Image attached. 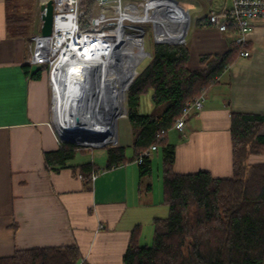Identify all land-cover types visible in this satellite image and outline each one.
Returning a JSON list of instances; mask_svg holds the SVG:
<instances>
[{
	"label": "crops",
	"instance_id": "obj_1",
	"mask_svg": "<svg viewBox=\"0 0 264 264\" xmlns=\"http://www.w3.org/2000/svg\"><path fill=\"white\" fill-rule=\"evenodd\" d=\"M8 4L0 0V259L18 250L75 245L82 255L78 264H123L132 233L138 234L140 245H147L142 244L143 235H152L154 220L169 214L163 179L159 194L152 171L141 177L136 160L107 169L106 147L91 159L76 153L58 171L46 168L44 153L59 149L49 75L44 70L33 79L23 69L42 21L40 16L34 19L30 39L13 35L8 30ZM40 5L41 0L39 11ZM201 18L190 21L188 28L191 70L203 68L202 55L225 54L232 48L229 35L205 18L198 24ZM247 49L249 57L236 54L217 82L202 93L203 108L190 116L184 130L166 134V143L175 148L176 172L232 176V113L264 114V20L254 22ZM260 134L264 135V125ZM116 138L130 159L134 137L127 116L117 122ZM249 161H264V155H252ZM152 162L151 157V167ZM87 163L98 166L96 180L88 184L80 177V166Z\"/></svg>",
	"mask_w": 264,
	"mask_h": 264
},
{
	"label": "trees",
	"instance_id": "obj_2",
	"mask_svg": "<svg viewBox=\"0 0 264 264\" xmlns=\"http://www.w3.org/2000/svg\"><path fill=\"white\" fill-rule=\"evenodd\" d=\"M8 0V30L30 39L31 17L14 12L17 5ZM84 15L80 27L87 30L98 13L97 0H81ZM13 11V12H12ZM204 18L198 21L202 23ZM135 35V34H133ZM137 35V34H136ZM247 46V45H246ZM240 48L232 43L225 54L200 57L203 68L188 67L187 44L155 43L149 63L138 70L127 90V117L133 131V156L127 159L125 149L116 144L107 148L106 168L129 160L152 145H164L163 194L169 207L166 218L154 220L150 245H140L132 233L123 264H264V161L250 163L252 155H264V114L232 113V176L214 177L208 171L182 174L174 169L175 148L166 143L161 130L172 129L188 101L199 97L226 71ZM26 76L39 78L45 67L32 70L23 65ZM152 92L151 113L139 112L141 97ZM168 133V132H167ZM63 142L59 149L45 152V166L58 171L81 149ZM87 184L98 166H80ZM141 177L152 171L151 158L139 164ZM82 255L77 246H60L18 250L0 264H78ZM87 264V263H83Z\"/></svg>",
	"mask_w": 264,
	"mask_h": 264
},
{
	"label": "built area",
	"instance_id": "obj_3",
	"mask_svg": "<svg viewBox=\"0 0 264 264\" xmlns=\"http://www.w3.org/2000/svg\"><path fill=\"white\" fill-rule=\"evenodd\" d=\"M47 1L41 0V4L47 3ZM174 1L180 2L179 0H144L143 3H139L138 0H97L99 14L92 19L87 30H82L80 21L84 15V10L81 8V0H53L52 33L49 36H43L39 33L32 37L31 55L28 62L32 68L38 69L45 67L48 72L52 92L53 111L55 114V129L59 146L63 142H72L83 148L95 149L116 144V137L110 139L109 135L106 137L105 132L100 130H93L94 132L102 134L93 138L80 135L75 137L71 134L63 133L59 129L56 115L58 102L57 83L61 78H67L69 76L75 64L83 67V78L93 81L98 74V65L93 62L94 56L98 55V52L103 51L104 57L107 58L106 54L109 53L114 45L116 36L120 31H123L122 33L127 35H139L143 43V38L146 35L145 29L136 23H153L151 25L154 30L153 38L155 43L168 42L186 44V35L191 21L190 14L187 31L182 37V40L179 41L164 38V31L156 28V20L152 18L155 12L163 9L162 5L164 3ZM191 1L197 2V0ZM202 1L209 5L213 2L217 3L215 9L211 8L203 18L220 32L233 37V44L240 48L239 54L243 57H249L250 50L246 46L247 35L253 29V24L256 20H264V0ZM139 12L146 14L149 18L136 20V15ZM137 27H142V29ZM142 48L145 58L148 55L144 45ZM100 56L102 57L103 55ZM80 82L75 83L77 88L83 87V83H81L82 86H79ZM127 90L125 103L127 100ZM203 104V94L192 101H188L182 114L174 122L172 129L183 131L190 116L193 113L201 111ZM121 116H127V107L126 113ZM167 132L166 130H161L157 134V139H162ZM157 150L158 146L156 144L152 145L149 149L140 152L136 161L139 164L143 163L146 158H151ZM97 175L98 173H93L91 181L96 180Z\"/></svg>",
	"mask_w": 264,
	"mask_h": 264
},
{
	"label": "bare ground",
	"instance_id": "obj_4",
	"mask_svg": "<svg viewBox=\"0 0 264 264\" xmlns=\"http://www.w3.org/2000/svg\"><path fill=\"white\" fill-rule=\"evenodd\" d=\"M190 6L188 2L174 1L164 3L163 9L154 13L152 18L156 20V28L164 31V38L182 40L188 27ZM147 18L141 12L136 15V20ZM122 32L116 36L107 58L103 51L94 56L98 74L93 81L83 78V67L75 64L69 76L57 83L56 115L63 133L78 137L84 130H100L110 139L116 137L117 119L126 113L125 86L144 59L140 36ZM78 81L83 87L75 86ZM74 116L79 117V123L74 122Z\"/></svg>",
	"mask_w": 264,
	"mask_h": 264
},
{
	"label": "rangeland",
	"instance_id": "obj_5",
	"mask_svg": "<svg viewBox=\"0 0 264 264\" xmlns=\"http://www.w3.org/2000/svg\"><path fill=\"white\" fill-rule=\"evenodd\" d=\"M139 3H143L144 0H138ZM180 2H188L191 4V8H190V19L192 21V23L194 24L195 21L201 17H204L205 15H207L208 11L211 8H214L217 6L216 2H213L212 4H208L203 2L202 0H197V2H193L191 0H179ZM39 0H12V3H17V8L14 12H16L18 15H23L25 17H31V24H30V34L33 33V27H34V19H39L40 20V11L38 9V4ZM19 5L21 10H23L25 8L24 11L26 12H19ZM13 12V11H12ZM99 14V11L97 13V15ZM137 25L143 26L146 32V35L144 36V41H143V45L145 47V51L147 53H151L154 49L155 46V41H154V30H153V23L152 22H148L146 24H142V23H136ZM152 24V25H151ZM37 28H38V24H37ZM192 33V28L189 30L188 35H186V42L188 40L189 35H191ZM230 39L232 40L231 43H233L234 39L233 37H230ZM150 61V57L149 55L146 56L137 66V73L138 70H141L142 68H144ZM137 75V74H136ZM135 75V76H136ZM154 104L152 102V92L149 90L147 93H145L142 97H141V103H140V112L146 114V113H151L153 110ZM120 116L117 119V122L119 121ZM117 126V123H116ZM176 131V130H175ZM78 149H84V152H77V156L78 158H82L83 160L86 159H91V157H93V155H99L100 153H102L105 148H101V149H88V148H83L78 146ZM164 145H161V147L158 149L157 152H154L152 155V174H151V179H152V184L153 187L155 188V191L158 190L159 187V194H160V189L162 188V178H161V169H162V158L164 155ZM158 193V192H157ZM160 195H156V198H159ZM154 227L151 228V234L149 233V235H143V242L142 244H148L150 245L152 242V238H153V233H154Z\"/></svg>",
	"mask_w": 264,
	"mask_h": 264
},
{
	"label": "water",
	"instance_id": "obj_6",
	"mask_svg": "<svg viewBox=\"0 0 264 264\" xmlns=\"http://www.w3.org/2000/svg\"><path fill=\"white\" fill-rule=\"evenodd\" d=\"M40 13H41V21H42V25H41V35L43 36H49L52 33V29H53V0H48L47 3H42L40 5ZM142 29V27H137ZM147 55H150V53H147ZM136 75V73H135ZM135 75H132V77L130 78V80L128 81V83L125 86V90H127L130 86V84L132 83ZM74 122L79 123V117L78 116H74ZM77 135L80 136H89V137H98L102 134L98 133V132H94V131H89V130H84L80 133H78ZM104 136V135H103Z\"/></svg>",
	"mask_w": 264,
	"mask_h": 264
}]
</instances>
